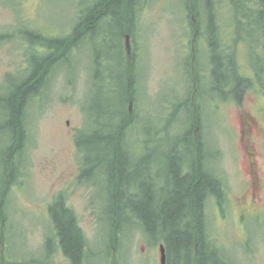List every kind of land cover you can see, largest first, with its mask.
<instances>
[{
    "label": "rangeland",
    "instance_id": "rangeland-1",
    "mask_svg": "<svg viewBox=\"0 0 264 264\" xmlns=\"http://www.w3.org/2000/svg\"><path fill=\"white\" fill-rule=\"evenodd\" d=\"M81 1L0 0V150L4 153L13 132L9 124L13 109L6 99L14 92L13 83L22 81L32 70L27 69L29 55L38 51L33 46L40 47L34 35L71 33L79 9L87 7L88 0L82 5ZM186 10L184 0H145L140 6L138 29L129 35L134 54L140 58L139 73L143 72L140 109H145L146 114L140 120V135L150 140L159 141L165 136L158 132L172 114L166 108L162 110L160 103L175 101L187 92L184 70L186 62L190 65L193 61L192 29ZM119 19L117 12V20L105 26L114 37L122 25ZM223 29L225 32L226 27ZM116 44H120L118 40ZM262 48L259 46L254 53L248 41L235 45L236 60L246 76L256 75L254 60L264 58ZM97 51L92 44H83L68 61L56 66L46 86L40 83L35 88L41 95L32 100L29 109L27 155L16 158L25 176L7 189V264H71L54 235L49 210L60 194L66 196L88 238L85 264H118V260L119 264H161L160 243L151 244L136 222L128 225L121 246L105 248L110 227L109 214L102 212L107 196L105 185H88L79 179L83 161L75 137L86 128L82 103H86L91 87ZM202 63L207 67L208 54ZM206 75L203 71V79ZM208 86L204 84L203 89L208 91ZM253 88L245 94L242 105L233 100L213 101L207 95L201 100L206 139L220 150L218 169L229 196L223 213L214 201L209 203V233L233 264H264V135L256 133L252 140L257 146L255 169L262 181L254 204L253 179L245 151L249 138L241 131L246 113L264 127V84L257 80ZM187 125V116L180 113L171 124L172 132ZM99 147L100 142H88L82 158L95 161L99 154L101 158ZM4 171L8 181L9 170L0 163V173L4 175ZM48 237L53 244L47 245ZM100 251L105 253L101 256Z\"/></svg>",
    "mask_w": 264,
    "mask_h": 264
},
{
    "label": "trees",
    "instance_id": "trees-1",
    "mask_svg": "<svg viewBox=\"0 0 264 264\" xmlns=\"http://www.w3.org/2000/svg\"><path fill=\"white\" fill-rule=\"evenodd\" d=\"M144 1L88 0L87 7L79 9L71 33L34 35L40 48L33 46L38 51L29 55L27 69L32 70L13 83L14 92L6 99L13 109L9 122L13 132L4 164L9 170L8 188L25 176L16 158L27 155L29 109L41 95L35 88L40 83L46 86L56 66L68 61L83 44H92L98 51L91 87L82 103L87 124L75 138L83 161L79 179L88 185L104 184L107 191L102 204V212L110 218L105 248L121 246L128 225L136 222L151 244L165 245L167 264H233L209 233V203L214 201L223 213L229 196L218 169L220 150L206 139L201 100L207 95L213 101L233 100L242 105L257 80L264 84V58L254 60L256 75L249 77L235 57L240 41H248L254 53L262 45L264 53V0H184L192 29L193 63L186 62L185 95L160 103L162 110L172 114L158 132L165 135L159 141L141 137L140 120L146 114L140 109L143 72L139 73L140 58L129 55L123 44L138 29ZM117 12L122 25L114 37L105 26L117 20ZM206 54L207 67L202 63ZM199 69L203 70L199 73ZM207 83L208 91L203 89ZM180 113H185L188 125L173 133L171 124ZM95 141L100 142L102 155L96 163L81 155L87 143ZM49 210L64 255L71 264H85L88 238L66 196L60 194ZM46 243L53 244L52 238ZM100 252L101 256L105 253Z\"/></svg>",
    "mask_w": 264,
    "mask_h": 264
},
{
    "label": "flooded vegetation",
    "instance_id": "flooded-vegetation-1",
    "mask_svg": "<svg viewBox=\"0 0 264 264\" xmlns=\"http://www.w3.org/2000/svg\"><path fill=\"white\" fill-rule=\"evenodd\" d=\"M132 45V51L129 53V55H132L135 51H133V42ZM125 47L128 52L127 44L125 41ZM40 48V47H38ZM37 48V49H38ZM247 120V121H245ZM241 131L243 135L247 136L248 139V145L245 147V151L247 153L248 162H249V173L251 174V177L253 179L252 182V202L255 204V202L259 199V192L258 189L262 183L259 177V171L258 169H255V164H257L255 157L257 155V146H253L252 140L256 133H260L264 135V127H262L259 122L256 120V118L246 113L244 119H242V127ZM6 150V149H5ZM0 163L3 165L5 164V158H6V152L0 150ZM5 168V165H4ZM14 187V186H13ZM8 181H7V172L4 171L3 173H0V264H7V217H8ZM11 189V188H10Z\"/></svg>",
    "mask_w": 264,
    "mask_h": 264
},
{
    "label": "water",
    "instance_id": "water-1",
    "mask_svg": "<svg viewBox=\"0 0 264 264\" xmlns=\"http://www.w3.org/2000/svg\"><path fill=\"white\" fill-rule=\"evenodd\" d=\"M126 44H127V48H128V53H131L132 45H131V37L129 35L126 36ZM131 107H132V105H131ZM160 252H161V264H167L166 247L163 243L160 244Z\"/></svg>",
    "mask_w": 264,
    "mask_h": 264
}]
</instances>
